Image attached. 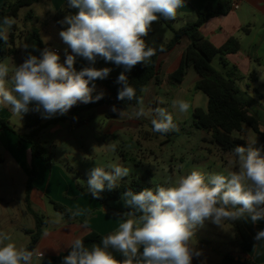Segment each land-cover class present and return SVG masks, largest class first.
Wrapping results in <instances>:
<instances>
[{
  "label": "clouds",
  "instance_id": "1",
  "mask_svg": "<svg viewBox=\"0 0 264 264\" xmlns=\"http://www.w3.org/2000/svg\"><path fill=\"white\" fill-rule=\"evenodd\" d=\"M67 6L75 11L59 22L67 25L59 36L72 54L65 49L66 59L61 63L57 52L49 48L40 56L29 53L11 75L8 65L0 63V107L10 106L18 117L33 111L51 118L65 115L78 103L97 102L104 93L93 96L94 82L111 72L108 67H94L100 58L124 68L116 81L121 85L117 99L135 100L137 119H149L152 130L161 135L176 130L173 115L165 108H145L143 97H137L125 73L138 64L145 66L156 54V48L144 37L161 18L174 20L185 0H67ZM15 23V18L7 16L0 21V40L4 43ZM20 47L27 50L30 46L24 43ZM31 47L35 49L34 44ZM77 56L89 66L77 71ZM172 107L186 114L191 105L174 100ZM111 110L119 117L126 114L115 105ZM255 143L232 149L229 165L234 170L226 175L193 169L166 186L125 191L122 200L130 211L123 213L118 229L91 247H86L80 237L73 239L61 264H193L194 258L202 256V250L192 244L195 231L206 221L222 227L226 220H250L252 224L264 220V155ZM109 149L114 152L116 145H109ZM129 174V168L117 164H108L107 169L95 166L87 173L88 191L100 199L105 188H117ZM85 211L77 208L72 215L82 216ZM254 239L264 241V229L257 231ZM113 251L124 259L118 260ZM34 257L42 259L43 253L17 247L10 235L0 231V264H32Z\"/></svg>",
  "mask_w": 264,
  "mask_h": 264
},
{
  "label": "crops",
  "instance_id": "2",
  "mask_svg": "<svg viewBox=\"0 0 264 264\" xmlns=\"http://www.w3.org/2000/svg\"><path fill=\"white\" fill-rule=\"evenodd\" d=\"M230 1L231 4L237 2L238 7L235 8L232 6L227 14L217 15L210 18L201 26L200 32L207 40L218 48L222 47L231 38H236L238 40L240 47L237 52L225 56H215L212 65L222 75L236 80L239 87V92L236 94V98L247 104L250 114L258 119L260 128L262 132H264V80L261 79V77H264V0ZM7 2L8 0H0V9L6 7ZM66 2L67 0H39L31 6L23 7L19 10L18 18L15 19L16 28L14 31L16 35V53L15 55L4 58L0 61V63H5L6 59L10 61L7 64L9 67V75L14 71L15 66L24 62V59L29 53L40 56V53L44 48H49L53 51L58 50L59 53L57 54L60 56L61 63L66 59L65 51L62 50L67 49V53L72 54L71 49L68 48L59 36L61 27L55 21V17L59 15ZM217 2L218 0H185V6L178 10L174 20H164L161 18L158 22L152 24L151 29L145 38L146 43L150 41V43H152L150 46H156L154 47L156 49L159 46L168 43L173 36V33H170V31L172 32V28L179 29L188 22L195 21L198 10L203 9L209 3L216 6ZM162 25L167 26L168 32L167 30H163ZM12 31L13 30L11 29L9 36ZM35 33L38 35V39L35 37ZM24 43L30 46L27 50L20 47ZM33 44L35 45V49L31 47ZM188 44L189 40L183 38L172 50L160 54L157 66L159 85L157 79H152L146 86L148 91L144 92L143 97L145 108L157 107L160 91L169 87L171 84H174L170 79V74L176 71L180 66ZM57 46H60L62 49L60 50ZM217 57L218 60L217 63H215ZM224 59L226 63L224 62ZM87 66H89L87 60L79 56L76 57L74 67L77 71ZM94 67L97 69L103 67L111 69L110 74L105 79L113 78L120 72L114 63H106L100 58H97ZM199 80L200 76L195 68L192 66L189 67L183 81L179 84H175L177 85V90L172 101L181 100L184 92L187 91L189 86L194 85V87H196ZM247 80H250L251 82L246 83ZM94 83L95 91L93 92V96L100 92H103L105 95V90L100 87V79H97ZM79 104L83 103H78L77 105ZM204 106H207L208 108V97L207 100H204ZM196 108L199 107H195L194 110ZM111 109V106L103 104L83 111L80 113L79 118L80 120L83 119L86 124H90V117L94 118L96 115L106 116L107 121H105L106 118H103L102 130L108 135H112L116 131L126 128L139 129L145 123L144 118L137 119L135 117L134 112L136 106L130 105L121 109L126 112L123 117H119L118 113L113 112ZM31 112L33 111L28 113ZM26 114L18 117L12 114L10 106L0 107V119L8 121L7 127L2 126L0 121V134L3 135L6 141L5 150L0 153V165L5 161H12L13 165L26 172L29 179L31 175L28 169L32 165L31 146L29 143H23L20 145L17 135V133L28 132V129H25L24 124ZM111 114L112 116H109ZM65 116L67 119H65L63 123H66L67 125L58 122L50 125L52 126L51 128H49V126L44 129L47 131L46 133L49 136V140H51L53 147H57L58 149L63 146V138L67 140L71 139V137H65L66 129H70V127L68 128V125L71 124L72 129L74 123H80L73 121V119L69 117V111L63 115V117ZM55 117L61 118L58 114L55 115ZM14 118H18L23 125H17V123L13 125L12 120H14ZM248 128L250 129V127ZM245 129L246 126L243 127L240 133H235L234 136L241 138L247 144H253L256 142L255 139L248 140L245 137ZM254 146H256V143ZM219 149L227 155L230 153L222 151L220 147ZM49 150L54 154L56 160L58 157L62 156V159L69 161L70 157L75 156V154L68 151L55 153L53 149L50 148ZM79 155L82 157L85 156L83 153H79ZM34 165L38 170L37 177L33 183L34 187L30 193V200L34 209L35 207H39L47 210V202H49V199H52L66 205L73 212L77 208L84 209L86 210L85 214L78 217L87 216L84 223L79 219H67L63 215V218H61L58 223H52L51 219L46 217L47 223L44 226L43 234L34 248V250L43 253V258L46 256L60 255L69 249L68 245L73 239L77 237L84 238L92 231L101 235H109L118 229L120 223L119 219L122 218L123 213L115 214L111 211L112 207L110 206V203L108 206H104L96 198H93L86 187L79 182L77 175L73 176L71 174L73 172H78L75 170L73 164H68L69 170H67L65 167L61 166V164L59 165L56 163L51 167H47L43 160L36 159ZM1 200L0 231L7 233L10 235L11 239H14V229H24V232L26 233L24 240L26 241L21 247L26 248L31 240L30 231L36 228V222L34 217L27 211L25 198L23 205L25 213L29 216H24L23 212H20L18 216L17 213L15 214V206L17 204L14 197H8L7 201L2 197ZM4 202L8 205L3 206ZM114 208L116 209V207ZM9 209H11L10 212ZM242 222L252 235L253 239L257 231L264 229V220H260L256 224H252L250 220H242ZM212 253L213 254L210 258L212 261L208 264H243L241 261L225 258V253H232L241 258L252 260L255 264H264V241H256L254 239V248L249 251L248 254L240 253V249L238 251H221ZM41 260L42 259H36L34 257L32 264H39ZM196 260L197 259L195 258L193 259V264H196ZM197 261L201 262L203 260L200 257Z\"/></svg>",
  "mask_w": 264,
  "mask_h": 264
},
{
  "label": "trees",
  "instance_id": "3",
  "mask_svg": "<svg viewBox=\"0 0 264 264\" xmlns=\"http://www.w3.org/2000/svg\"><path fill=\"white\" fill-rule=\"evenodd\" d=\"M38 1L39 0H9L6 3V7L0 9V21H2L5 16L17 19L21 8L31 6ZM231 7L232 4L230 0H218L216 6H213L210 3L207 4L203 9L197 11L195 21L188 22L179 29L172 28L173 36L171 40L168 43L159 46L156 49V54L145 66L143 64H138L130 72H126L125 74L128 78L129 84L136 89L137 97H144V92H142L141 89L145 88L152 79H157L159 85L157 66L160 54L172 50L183 38H187L189 44L183 54L182 62L178 69L170 74V79L174 84L181 83L188 68L191 66L198 72L200 80L196 84V89L208 97V108L207 110L196 108L193 111L194 125L199 129H204L210 132L211 141L217 144L222 151L230 153H232V149L235 146H247V143L244 140L235 137L234 134L240 133L244 126H248L259 135L261 146L258 148L262 149V155H264V132H262L260 128L258 119L250 114L247 104L236 98V94L239 92L236 80L222 75L212 65L215 56H225L237 52L240 47L238 40L236 38H231L222 47L218 48L207 40L200 32V28L205 22L217 15L227 14L231 10ZM74 11L75 10L68 8L66 2L59 15L55 17V21L60 25L61 31L64 30L67 25H63L59 22L62 21L66 15L72 14ZM15 28L16 26L13 25V31L11 32L7 43L0 40V61L4 58L11 57L16 53ZM35 37L38 39L36 33ZM145 38L146 37H144V39ZM224 62L226 63L225 59ZM117 68L120 71L119 74L124 71L122 66H117ZM119 74L110 79L100 80V87L106 92L102 99L94 103L76 105L69 110V117H71L73 121L80 122V113L103 104L111 107L115 105L117 109H123L130 105L136 106L135 100L122 101L117 99L118 90L121 87V85L116 82ZM109 116H112V114ZM65 119H67L66 116L61 118H56L55 116L51 118H42L40 112H31L26 114L24 118L25 129H28V132L17 133L19 144L22 145L23 143H29L32 152V165L30 168L31 176L27 182L25 202L27 211L35 219L36 228L30 231L31 240L26 247L28 250H34L35 245L43 234L44 226L47 223L46 216L37 212L33 208L30 200V193L34 187L33 183L38 174L34 161L36 159H41L46 163L47 167H51L55 159L54 154L40 141V135L42 131L50 125L65 121ZM0 121L2 126H8L7 120L0 119ZM145 188H155L151 182L150 172L144 177L133 178L130 183H121L113 190L105 188L100 194L102 198L96 199L102 205L108 206L111 201L120 200L122 194L129 189L133 192H139ZM49 202L57 212L67 219H79L84 223L87 218V216H73V211L60 202L52 199H49ZM111 211L115 214L121 213V210L118 208H112ZM126 211H130V209L126 208ZM226 222L231 224L236 232V244L240 249V253L248 254V252L254 248V239L244 226L242 220L236 222L226 220ZM104 236L107 235H101L92 231L82 239L84 240L86 247H91L93 243L99 244ZM69 251L70 248L58 256H46L42 258L39 264H61L62 258L66 256ZM140 251H143L142 247ZM113 255L118 260L124 259L119 252L113 251ZM224 257L241 261L243 264H255L252 260L241 258L232 253H225Z\"/></svg>",
  "mask_w": 264,
  "mask_h": 264
},
{
  "label": "rangeland",
  "instance_id": "4",
  "mask_svg": "<svg viewBox=\"0 0 264 264\" xmlns=\"http://www.w3.org/2000/svg\"><path fill=\"white\" fill-rule=\"evenodd\" d=\"M162 28L168 32L166 25H162ZM170 33L172 34L171 31ZM147 44L152 45L150 41ZM57 47L60 50L62 49L60 46ZM217 60L218 57L215 59V63H217ZM8 62L10 61L6 59L5 63L8 64ZM249 82L251 81L247 80L246 83ZM176 90L177 85L171 84L169 87L162 89L158 95L159 103L157 107H163L170 112L176 125V130L167 135L154 132L150 120L147 118H144L145 123L139 129L126 128L108 135L102 130L103 118H106V116L96 115L94 118L90 117V124H86L83 119L80 120V123H74L72 129L71 124H69L68 128L70 127V129H66L65 137H71V139L63 138V146L59 149L53 147L46 130H43L41 134V142L48 149H53L55 153L68 151L75 154L74 157H70L69 161L62 159V156H57L58 158L57 160L54 159V163L61 164L67 170H69L68 164H73L78 172L71 174L73 176L77 175L79 182L87 190L88 171L95 166L107 169L108 164H117L130 169L129 176L122 178L119 184L130 183L133 178L144 177L150 172L154 187L156 185L166 186L178 176L190 173L193 169L205 174L222 173L225 175L228 171L234 170L229 165V161L232 160V153L227 155L221 152L219 146L211 141L210 133L194 125V108L199 107L207 110V106H204V100H207V96L197 90L194 85H190L181 98V100L190 103V110L186 114H180L177 109L171 106ZM58 116L63 117L59 114ZM12 121L13 125L16 123L17 125H23L18 118H14ZM105 121H107V118ZM60 123L67 125L63 121H60ZM245 130V137L248 140L255 139L256 146H261L259 135L247 126ZM111 144L116 145L114 152L109 149ZM5 147V138L0 134V153L5 150ZM79 153L85 154L87 158L84 159ZM30 168L28 169L29 172ZM27 180L26 172L13 165L12 161H5L0 165V210L2 197L5 198V201L8 197H14L17 204L15 214L17 213L18 216L20 212H23L24 216H29L25 213L23 205ZM6 205L8 204L4 202L3 206ZM110 206L118 208L121 213L127 212L122 198L111 201ZM35 209L51 219L52 223H58L63 218L62 214L57 212L50 202H47V210L39 207H35ZM25 235L24 229H14L15 238L11 239V242H14L17 247H21L26 241L24 240ZM236 240V232L228 222L224 221L221 227L206 221L202 227H197L192 244L202 250L201 259L205 264H208L212 261L210 259L212 252L238 251L239 247ZM200 263L196 260V264Z\"/></svg>",
  "mask_w": 264,
  "mask_h": 264
},
{
  "label": "built area",
  "instance_id": "5",
  "mask_svg": "<svg viewBox=\"0 0 264 264\" xmlns=\"http://www.w3.org/2000/svg\"><path fill=\"white\" fill-rule=\"evenodd\" d=\"M232 6L236 8V7H238V3H237V2H233V3H232ZM54 51L57 52V53H59L58 50H54Z\"/></svg>",
  "mask_w": 264,
  "mask_h": 264
}]
</instances>
